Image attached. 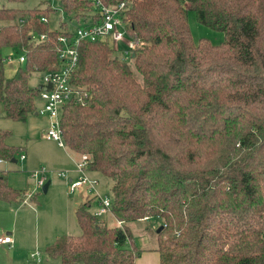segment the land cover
<instances>
[{
  "label": "trees",
  "instance_id": "trees-1",
  "mask_svg": "<svg viewBox=\"0 0 264 264\" xmlns=\"http://www.w3.org/2000/svg\"><path fill=\"white\" fill-rule=\"evenodd\" d=\"M101 1L124 4L123 21L141 45L129 63L107 42L79 44L69 82L86 98L64 107L60 130L64 148L111 181L115 225L94 216L95 196L75 211L81 235L56 238L45 256L134 264L128 224L156 218L160 264H264V0ZM57 3L76 28L101 23L88 0ZM188 10L224 41L194 43ZM52 11L0 7V104L12 121L36 112L39 86L29 79L55 69L58 38L74 34L66 21L49 30ZM7 48L25 59L11 77ZM9 135L0 129V161L15 163L20 148ZM24 194L0 172L1 201Z\"/></svg>",
  "mask_w": 264,
  "mask_h": 264
},
{
  "label": "rangeland",
  "instance_id": "rangeland-1",
  "mask_svg": "<svg viewBox=\"0 0 264 264\" xmlns=\"http://www.w3.org/2000/svg\"><path fill=\"white\" fill-rule=\"evenodd\" d=\"M184 4L188 8V4L186 2ZM48 5L55 10L48 16V28L52 31L57 30L60 22L68 21L58 7L57 0H25L19 3L0 0V7L18 10L44 8ZM187 19L194 43H198L200 39H206L213 45H219L224 41L222 32L199 24L193 11H187ZM2 24L0 22V25ZM67 27L72 31L76 29L75 24L68 23ZM107 43L116 50L125 47L124 43L114 44L110 40ZM8 56L11 61H8ZM21 56L23 52L20 50L11 48L4 50L3 66L6 77H11L18 67H23V64L19 62ZM120 59L122 60V57ZM125 62L130 63L131 61L129 59ZM42 82V73H33L29 79V85L32 87H38ZM41 108V101L36 99V112L29 115L25 122H16L4 117L3 107L0 104V129L10 133L7 143L20 148V154L26 156L25 161H20V154H18L17 162H4L0 165V172L4 171L8 174L7 181L10 187L25 192L18 201L0 200V236L8 233L13 240L18 241L17 253L9 257H15L22 263L24 260L30 263L34 261L31 254L28 257L25 252L36 237L40 238L47 232L52 236L59 235V237L81 235L74 215V207L81 202L82 195L88 194L93 197L98 193L101 198H111V181L98 172H90L89 167L86 176L98 182L94 191H89L87 186H83L74 194H69V180L75 182L81 177L77 173V164L81 162V158L70 155L67 149L60 147L57 142L47 140L45 133L50 123L48 117L38 114ZM35 172H43L39 178H43L45 184L49 182L46 193L42 192V187L35 186V180L31 177ZM34 197L35 200H33ZM83 199L86 201V198ZM17 211H19L18 214ZM154 220L160 223L158 219L154 218ZM151 226L152 222L148 221L130 224L129 229L131 235L137 240L142 233H145L146 228L151 229ZM39 255L45 256L43 251L39 252Z\"/></svg>",
  "mask_w": 264,
  "mask_h": 264
},
{
  "label": "built area",
  "instance_id": "built-area-1",
  "mask_svg": "<svg viewBox=\"0 0 264 264\" xmlns=\"http://www.w3.org/2000/svg\"><path fill=\"white\" fill-rule=\"evenodd\" d=\"M91 5L100 12L102 20L100 24L94 26L78 27L70 37L61 36L58 38L60 44L57 53V66L55 69L46 71L43 74V82L39 85L38 99L42 103V108L38 111L41 116L49 119V128L45 137L49 141H55L60 147H64L63 137L60 130V116L64 107L69 103L83 102L86 94L75 88L69 82V76L74 70L78 60L77 47L81 42H96L98 40L114 44H125L123 49H117L121 53L123 61H128L132 52L141 44L137 38L128 32L127 24L123 21L124 4L115 7H108L101 0H88ZM46 22V19H42ZM44 36L40 37V41ZM8 61L11 58L7 57ZM24 56L19 58L20 63H24ZM25 155L20 154L19 160L24 161ZM81 162L77 164V173L81 176L77 181H70L68 186L69 194H74L77 189L87 186L89 191H94L98 182L86 176L89 160L86 156H80ZM3 161H0V164ZM43 172H35L31 177L35 180L37 188H43L45 180L39 178ZM62 177H64L62 175ZM87 191V190H86ZM92 193V192H90ZM98 197V196H96ZM111 199L99 197L98 207L94 216L101 218L110 213ZM9 236L0 238V244H11Z\"/></svg>",
  "mask_w": 264,
  "mask_h": 264
},
{
  "label": "crops",
  "instance_id": "crops-1",
  "mask_svg": "<svg viewBox=\"0 0 264 264\" xmlns=\"http://www.w3.org/2000/svg\"><path fill=\"white\" fill-rule=\"evenodd\" d=\"M70 155H73L74 157H79L78 155L66 150ZM26 157V156H25ZM26 160V158H25ZM24 160V161H25ZM2 162L1 164H3ZM0 164V165H1ZM8 176V174H7ZM8 178V177H7ZM70 182V180H69ZM98 194V193H97ZM94 195L101 197L99 194ZM83 198H86V201L90 200L93 198L92 196H88V194L82 195ZM81 199V202L77 203L75 205L74 209V215L75 211L78 208V206L85 201V199ZM25 203V202H24ZM19 211H17V214ZM76 218V217H75ZM104 220L107 219L111 224L115 225V221L109 216V214L101 217ZM152 222L151 229L146 228L145 233H142L139 236V239L135 240V238L132 236L135 248L138 250L139 255L136 257L135 263L134 264H160V255L157 252V241H156V231L159 228V223H157L154 219L150 220H140L138 222L130 223V224H136V223H144V222ZM130 224H128V227L130 228ZM151 224V223H150ZM11 237L10 234L7 233V235ZM51 236V237H50ZM4 236H0V238H3ZM59 235H54L52 236L49 232L45 233L42 235L40 238L36 237L35 240L33 241V244L26 249L25 254H28V257L31 254V258L34 260L31 263L28 260H24V263L19 262L15 257L10 258V255H14L17 253V248H18V241L12 239L11 244H0V264H60L58 260L55 259H49L46 256H41L39 255V252L44 253V250L46 247L50 246L56 238H58ZM39 251V252H38ZM19 253V252H18ZM22 254V253H21ZM5 255V256H4ZM23 256V255H22Z\"/></svg>",
  "mask_w": 264,
  "mask_h": 264
},
{
  "label": "water",
  "instance_id": "water-1",
  "mask_svg": "<svg viewBox=\"0 0 264 264\" xmlns=\"http://www.w3.org/2000/svg\"><path fill=\"white\" fill-rule=\"evenodd\" d=\"M48 186H49V182L46 183V184L43 186V188H42V192H43V193H46V192H47V190H48ZM162 228H163V227H159V228L157 229V231H156V234H159L160 231L162 230Z\"/></svg>",
  "mask_w": 264,
  "mask_h": 264
}]
</instances>
